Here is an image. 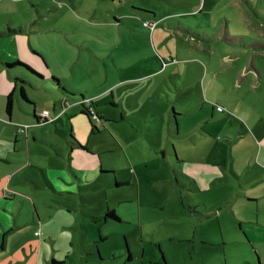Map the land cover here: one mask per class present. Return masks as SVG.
<instances>
[{"label":"rangeland","instance_id":"1","mask_svg":"<svg viewBox=\"0 0 264 264\" xmlns=\"http://www.w3.org/2000/svg\"><path fill=\"white\" fill-rule=\"evenodd\" d=\"M131 2L153 11L157 19L169 17L159 26L154 24L169 34L163 36L165 49L184 42L167 25L176 23L173 16L183 17L200 34L216 33L213 21L221 18L219 27L227 24L234 35H241L244 45H237L238 64L254 62L260 76L253 75L235 88L242 105L239 110L252 112L257 124L240 119L252 127L247 129L252 136L259 138L264 132V50L244 48L253 42L264 45V0H0V31L21 29L0 37V42L29 55L40 52L47 76L59 77L66 88L92 101L101 118L92 119L98 128L92 135L83 133L82 122L89 129L84 117H78L80 121L64 114L66 130L61 122L57 128L50 121L40 123L34 132L29 129L27 137L25 132L19 136L15 161L0 163L9 173L0 172V264H199L206 254L244 252L240 245L223 248L215 242L220 226L216 219L205 222L208 210L198 203L202 197L181 171L183 163L173 147L179 141L176 125L171 119L168 126L167 118L165 123L161 118L173 85L167 79L158 99L149 95L147 83L135 80L142 67L136 60L138 48L145 37L121 18ZM191 12L196 16H185ZM38 86L28 91L53 119L62 113L57 104L60 89L52 85L53 95ZM70 98L81 101L79 94ZM14 114L30 115L17 106ZM72 126L80 146L86 144L95 152L72 153L91 164L83 171L75 162L79 158H72L73 170L81 177L69 173L70 179L55 176L52 180L49 172L69 170L67 142ZM249 134L229 146L234 161L250 159ZM105 150L109 152L102 154ZM234 182L238 188L235 178ZM55 183L63 188H55ZM107 211L118 220L105 218ZM226 215L233 217L230 212ZM259 246L264 253V244Z\"/></svg>","mask_w":264,"mask_h":264},{"label":"crops","instance_id":"2","mask_svg":"<svg viewBox=\"0 0 264 264\" xmlns=\"http://www.w3.org/2000/svg\"><path fill=\"white\" fill-rule=\"evenodd\" d=\"M137 4L131 2L129 11L124 10L121 14V18L128 21L126 24H129L131 30L140 31L145 37L144 42L139 45V52L137 51L136 60L138 62L139 59L141 60L142 67L140 66V75L135 80L139 79L138 82L147 83L150 88L149 95L158 99H161L163 86L168 84L167 79L173 85V93L168 94L169 106L161 113V118L163 123L167 118L168 126L172 122L171 119H173L172 123L176 125L175 139L179 141L173 142V147L179 162L183 163L181 171L189 179L190 187L197 193L196 195L202 197L198 203L204 204L208 210L203 215L206 217L205 222L216 219L220 226V236L215 242L221 244L223 248L227 245L237 244L244 251L229 254L226 252L215 255L206 254L203 255L199 264H264L263 246H259V244H264V173L260 172V169L264 171V157L261 156L264 132L259 133V138L255 134L252 136V133H248L247 129L251 130L252 127H247L242 120L247 119L251 125H255L257 118L252 112L239 110L242 105L235 92V88L240 87L241 81H246L250 77L252 79L256 74L260 76V72L254 62L239 65L237 59L239 47L224 41L225 38L235 42L241 39L243 43V37L239 34L234 35V31L230 30L227 24L223 29L219 27L221 18L218 21L217 19L213 21V25L218 28L216 33L202 31L203 34H200L190 25L184 23L183 17L173 16L176 23L168 22L167 25L177 30L181 35L180 39L185 40L182 39L183 45L171 44L167 45L168 47L165 49L164 42L166 41L163 36L169 38V34L161 32L157 26L163 19L169 20V17L164 16L157 19L153 11H145L142 9L143 5ZM195 12L187 13L185 16L194 17L196 16ZM144 22L157 24V26H153L151 29L145 27ZM20 30L12 32H20ZM12 32L6 31L0 37ZM197 36L212 40L203 42L196 38ZM253 43L248 47H243H250L254 51L264 49L263 44ZM16 61L28 65L35 73L22 66H5V64ZM12 68L18 69L10 71ZM47 71V64L40 52L35 51L29 55L28 51L24 49H18L14 45L7 47L0 42V163L15 161L16 145L19 142V136L23 135L18 131L21 124L27 125L24 134L27 137L29 129L34 132V129L39 126L33 118V114L40 117L41 113L46 111L44 104L38 103L29 93V87L36 88L40 85L38 87H43L46 91L49 90L53 95H55L54 89L56 88L52 85H56L60 89V93L57 95L60 102L57 104L62 113H57L53 119L49 117L51 113H48L47 116L48 122L51 120L50 123H54L56 128L58 122H61L65 130L67 129L63 121L64 114H71V119H79L78 117L83 119L80 102H74L70 98L76 94H79L80 98L83 95L80 92L75 93L73 89L66 88L59 77L55 78L58 83H54L51 81L54 75L47 76ZM15 79L28 83V85L24 84L27 101L19 96ZM10 93H12L13 107L11 113L7 114L5 107L7 96ZM110 101H113L112 95ZM15 106L23 110L25 114H30V117L21 118L15 115ZM217 106L222 107L224 111L218 112ZM55 107L54 105L53 112L56 111ZM236 110L239 114L235 116L232 113L237 112ZM38 111L41 112L38 113ZM126 112L124 110V113ZM124 116L122 113L120 119ZM232 121L238 122L239 125H233ZM82 123L83 133L85 131L91 135L94 134L90 128L87 129L85 122ZM73 131L74 126L68 133L71 140L68 139L67 142V146H70L67 151L70 159V172L69 170L68 172L53 170L52 173L49 172L50 177L53 176L52 180H56L55 176L70 179V174L74 177H81L73 170L72 158H79L75 162L81 164L83 171H87L91 164L88 158L79 153H72L77 149L95 153L86 144L83 146L86 150L79 147L77 144L80 145V143L76 137H73ZM245 134H249L252 141L250 146L253 153L250 159L241 158V162L234 161L231 155L233 149L232 146H229L242 139ZM26 144H28V138ZM258 145L260 147H257ZM108 152L105 150L101 153ZM228 154L231 156L230 159L227 157ZM61 156H65V154ZM92 167L94 168V164ZM0 172H5V176L8 169L0 166ZM234 178L238 181V188ZM225 182L229 183V187ZM53 186L63 188L62 185L56 183ZM4 193L2 190L1 195H5ZM215 208L217 213L213 214ZM227 212L233 215L232 220L228 219ZM236 222L239 225L238 229Z\"/></svg>","mask_w":264,"mask_h":264},{"label":"trees","instance_id":"3","mask_svg":"<svg viewBox=\"0 0 264 264\" xmlns=\"http://www.w3.org/2000/svg\"><path fill=\"white\" fill-rule=\"evenodd\" d=\"M12 31H14V30H11V29H8L7 30V32H12ZM4 34V32H0V36L1 35H3ZM196 38H198L199 40H201V41H203V42H208L209 40H212L211 38H205V37H196ZM224 41L226 42V43H228V44H230V45H243V43H242V40L241 39H239V40H237L236 42L235 41H231V40H229V39H227V38H225L224 39ZM264 50V49H263ZM35 55H37L36 53H35ZM38 56V55H37ZM39 57V56H38ZM5 66L6 67H13V66H22V67H25V68H27V69H29L30 71H32L33 73H35L34 72V70H32L28 65H26V64H24V63H22V62H19V61H16V62H14V63H11V64H5ZM37 74V73H36ZM37 75H39V74H37ZM40 76V75H39ZM51 81H53L54 83H58V80L57 79H55V78H51ZM15 83H16V85H18L17 87H18V90H19V96L21 97V99H23L24 101H27V99H26V95H25V90H24V84L25 85H28V83H24L22 80H20V79H15ZM80 104H81V108H82V115L86 118V120H87V122H88V124H89V128H90V130H91V132L92 133H94V132H98L97 131V126H95L94 124H93V121H92V119L94 118H97V119H101L100 117H99V115L95 112V110H93V108H94V106H93V102L92 101H85V99L83 98V97H81V101H80ZM13 105V100H12V93H10L8 96H7V100H6V107H5V109H6V113L7 114H10L11 113V111H12V106ZM173 114H175V113H173ZM33 118L36 120V122H37V124H40V123H47L48 122V120L47 119H45V118H41V117H38L37 115H35V114H33ZM79 147H81V148H83V149H85L86 150V148L85 147H82V146H80L79 144H77ZM105 218H110V219H113V220H118V218H117V216L115 215V213L114 212H110V211H107L106 213H105ZM129 258V257H128ZM163 259H161V261H162Z\"/></svg>","mask_w":264,"mask_h":264},{"label":"built area","instance_id":"4","mask_svg":"<svg viewBox=\"0 0 264 264\" xmlns=\"http://www.w3.org/2000/svg\"><path fill=\"white\" fill-rule=\"evenodd\" d=\"M143 25H144L145 27H150L151 29H152L153 26H154V24L149 23V22H144ZM216 110H217L218 112H223V111H224V109H223L222 107H220V106H217V107H216ZM47 116H48V112H47V111H43V112L41 113V115H40L41 118H45V119H47ZM95 119H96V120H99V119H97V118H95ZM50 121H51V120H50ZM26 129H27L26 126H25V127H19L18 131H19L20 133H23V132L26 131Z\"/></svg>","mask_w":264,"mask_h":264}]
</instances>
